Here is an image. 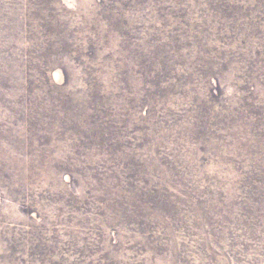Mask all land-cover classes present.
I'll list each match as a JSON object with an SVG mask.
<instances>
[{
    "label": "rangeland",
    "instance_id": "rangeland-1",
    "mask_svg": "<svg viewBox=\"0 0 264 264\" xmlns=\"http://www.w3.org/2000/svg\"><path fill=\"white\" fill-rule=\"evenodd\" d=\"M0 264H264V0H0Z\"/></svg>",
    "mask_w": 264,
    "mask_h": 264
}]
</instances>
